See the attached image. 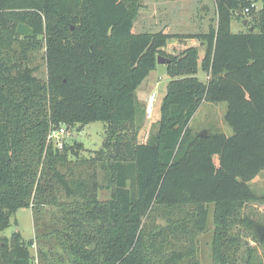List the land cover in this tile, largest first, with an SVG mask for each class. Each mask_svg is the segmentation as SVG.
<instances>
[{
	"label": "trees",
	"instance_id": "1",
	"mask_svg": "<svg viewBox=\"0 0 264 264\" xmlns=\"http://www.w3.org/2000/svg\"><path fill=\"white\" fill-rule=\"evenodd\" d=\"M261 1L258 10L254 0H214L217 25L185 36L205 43L200 65L197 47L167 55L172 35L134 33L142 0H0V230L19 209L36 216L64 195L76 206V238L67 237L77 263L199 264L195 239L206 231L213 206V264H264V241L253 227L263 224L254 206L264 198L250 187L264 171ZM248 17L254 31L234 33L232 22ZM21 23L34 30L31 37L17 34ZM37 35L45 42V83L24 65ZM158 56L171 60V81L157 135L139 143L131 135L142 104L137 91L157 69ZM223 102L233 134H193L201 106ZM94 122L105 124L93 160L110 170L106 202L86 162L74 179L70 155L78 160L81 145L48 141L53 128L81 131ZM160 217L166 226L151 224ZM7 240L1 239L0 264H37L33 241L17 234L8 249Z\"/></svg>",
	"mask_w": 264,
	"mask_h": 264
},
{
	"label": "rangeland",
	"instance_id": "2",
	"mask_svg": "<svg viewBox=\"0 0 264 264\" xmlns=\"http://www.w3.org/2000/svg\"><path fill=\"white\" fill-rule=\"evenodd\" d=\"M254 1H257V9L261 10L263 2L261 0ZM199 16L204 19L201 25L199 24ZM216 18L214 0H142V8L134 19V33H158V31L164 29L166 31L163 32L177 36V38L167 42L166 54L179 55L182 53L181 51L195 47L193 44H196L193 41L194 39H188L185 36L198 34V32H208L210 27L214 25ZM243 20V18L234 20V23H232L234 33L247 32L254 27L252 17L245 19L246 25L244 24L245 21L242 22ZM10 24H13V22L10 21ZM18 26L16 25L17 29ZM31 42L36 47L27 52L24 65L30 67L34 71L33 74L45 83L48 79V69L43 36L37 35ZM175 47L178 51L174 52ZM198 77L203 82L208 81V77L202 71H200ZM170 81L167 65H158L157 69L150 74L138 89L137 96L142 104H139L141 110L131 132V135L137 137V142L146 143L157 135L161 106ZM152 91L157 92L159 103L155 116L152 119H147L144 115V106H146L144 100ZM226 113L227 103L203 104L190 124L193 134L207 130L208 133L222 132L231 136L233 131L226 123ZM67 130L69 134L63 140L70 142L72 146L76 143L81 145L78 160L70 155L71 165L76 166L74 179L84 169L81 167L82 162H86L84 165L90 167L91 174H96V180L101 187L99 200L101 202L111 200L113 189L110 187V170L103 162L93 160L95 153L103 148L105 124L94 122L81 131L79 126L67 128ZM215 160L218 162V157H215ZM250 187L257 197L264 198V171L250 183ZM62 197L63 199L59 204L43 206L41 213L36 216L31 208L19 209L11 218L10 226L3 231L0 230V246L1 239L7 238L8 249H11L16 235L20 234L23 241L34 242L33 246L30 247V251L37 264H79L71 252V245L74 244L73 240L76 238V231L71 228L74 223L72 219L76 206L70 202L73 199H65L64 195ZM74 199H78V197H74ZM254 209L264 224V202L255 205ZM209 211L210 222L208 227L205 232L199 233L195 239L196 257L199 264H213L211 247L214 233V225L212 224L213 206H210ZM183 213V216H186L188 212L185 210ZM153 223H157L161 227L166 226L167 218H154L151 221V224ZM67 236L73 237V240L68 239ZM252 244L256 243L252 242ZM169 249L171 248L169 247ZM260 252L264 257V248H261Z\"/></svg>",
	"mask_w": 264,
	"mask_h": 264
},
{
	"label": "built area",
	"instance_id": "3",
	"mask_svg": "<svg viewBox=\"0 0 264 264\" xmlns=\"http://www.w3.org/2000/svg\"><path fill=\"white\" fill-rule=\"evenodd\" d=\"M146 103L145 106V116L147 119H152L155 116L156 108L159 103V97L157 92L152 91L147 98L144 100ZM68 130L65 126H62L60 128H53L50 130L48 141L53 142L58 146L59 148L63 147L64 144V138L68 135Z\"/></svg>",
	"mask_w": 264,
	"mask_h": 264
},
{
	"label": "water",
	"instance_id": "4",
	"mask_svg": "<svg viewBox=\"0 0 264 264\" xmlns=\"http://www.w3.org/2000/svg\"><path fill=\"white\" fill-rule=\"evenodd\" d=\"M244 24L245 25L247 24L246 21H245ZM250 29H251V31H254V28L253 27L250 28ZM17 34L19 36H22V37H31L34 34V30L31 29L26 24L21 23L18 26ZM170 63H171V60L170 59L165 58L163 56H158V65H168ZM199 135L201 137H206L208 135V131L207 130L201 131L199 133ZM253 227H254V232L256 234L257 239L259 240V242H263L264 241V224L255 223L253 225Z\"/></svg>",
	"mask_w": 264,
	"mask_h": 264
},
{
	"label": "crops",
	"instance_id": "5",
	"mask_svg": "<svg viewBox=\"0 0 264 264\" xmlns=\"http://www.w3.org/2000/svg\"><path fill=\"white\" fill-rule=\"evenodd\" d=\"M181 2H184V1H181ZM198 19H199V21H200V25H201V23L203 24V18L202 17H198ZM217 19V18H216ZM232 23H234V21L232 22ZM214 24H216L217 25V21H214ZM163 31H166V30H164V29H162V30H160V31H158V32H163ZM206 32V31H205ZM205 32H198V33H205ZM240 32V31H239ZM239 32H237V33H239ZM236 33V32H235ZM196 35V34H195ZM174 38H177V36H173ZM174 38H172V39H174ZM192 39H194L193 41H195L196 42V44H193L195 47H197L198 49H199V55H200V65H201V63H202V60H203V58H204V56H205V51H206V45H205V43L204 42H202V41H200V40H198V39H196V38H192ZM171 40V39H170ZM169 42V41H168ZM164 51H165V48L163 49ZM175 51H178V49H177V47H175V49H174V52ZM179 51H181V50H179ZM184 51V50H183ZM183 51H181V52H183ZM167 52V51H166ZM192 123V122H191Z\"/></svg>",
	"mask_w": 264,
	"mask_h": 264
}]
</instances>
